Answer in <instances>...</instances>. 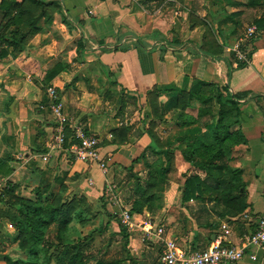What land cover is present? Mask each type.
<instances>
[{
	"label": "crops",
	"instance_id": "0c3cea01",
	"mask_svg": "<svg viewBox=\"0 0 264 264\" xmlns=\"http://www.w3.org/2000/svg\"><path fill=\"white\" fill-rule=\"evenodd\" d=\"M17 1L30 4L29 0ZM42 1L54 3L51 8L58 9L59 14H55L62 17L59 21L62 34L72 37L71 42L75 40L78 46L68 55V51L64 53L65 38L48 39V20L43 18L42 30L29 37L25 49L9 48L8 55L0 58V192L9 184H17L25 191L49 184L50 193L65 191L69 202H90L101 197L105 205L113 206L105 191L110 184L114 185L117 204L114 206L130 210L137 223L152 219L164 227L161 239L155 236L145 239L138 225L132 230L122 225L137 264H162L160 256L165 240L175 241L182 249L207 247L220 236L226 243L240 244L255 229L256 219L264 210V28L258 27L260 34L254 42L250 64L233 63L227 48L249 23L245 17L262 16L264 7H248L249 0H204L215 19L226 15V23L234 27L239 24L229 36L242 27L235 40L216 33L218 45L224 49L217 53L202 47L198 43L200 38L178 40L168 36L157 25L158 20L148 21L141 7L150 0ZM238 11L246 13L244 19L229 16ZM37 39L43 42L38 43ZM76 50L91 65L94 81L88 88L83 83L86 78L82 68L69 66ZM58 63L60 71L48 80L47 74ZM199 80L227 86L239 98L241 116L237 128L247 139V145L237 149L234 160L242 169L246 190L247 205L241 212L213 200L182 201L184 176L194 173L196 168L184 159L185 144L180 138L191 131L205 132L213 127L215 119L205 124L201 118L196 124L180 126L179 114L174 116L175 120L167 115V119L151 118L153 133L162 144L159 147L147 122L141 124L136 120L139 110L134 111V117L126 118L128 105L122 102L115 111L110 109L99 90V82L110 81L119 96L132 97L133 101L136 98L137 103V99L146 101L150 92L157 91L158 108L164 114L176 106L181 92L190 91ZM48 84L59 91L65 114L100 138L105 169L75 159L66 147L51 148L55 123L48 110V94L43 92ZM193 110L187 108L186 112L196 116ZM169 152L173 156L170 171ZM158 167L165 173L174 171L181 180L169 178V174L166 179L155 178ZM148 178H154L151 183L156 187L149 199L143 196V190L150 184L145 183ZM258 256L257 261L245 257L238 263L223 264H264V253L259 251Z\"/></svg>",
	"mask_w": 264,
	"mask_h": 264
},
{
	"label": "trees",
	"instance_id": "16d2710c",
	"mask_svg": "<svg viewBox=\"0 0 264 264\" xmlns=\"http://www.w3.org/2000/svg\"><path fill=\"white\" fill-rule=\"evenodd\" d=\"M29 2L30 4L26 5L23 1H2L0 5L2 11L0 58L8 55L9 48H13L15 51L25 49L29 37L42 30L41 19H50V8L54 3L42 0H29ZM55 5L57 4L55 3ZM247 6L251 8L264 7V0H249ZM36 8H39V11L34 13ZM245 14L244 11H238L229 16L243 17ZM245 19L249 23H255L261 29L264 28V14L258 18L245 17ZM64 22L68 23L65 18ZM237 26L239 24L235 23L233 32L236 31ZM223 50V47H218L217 53H221ZM60 67L61 63L56 64L47 74V79H53L60 71ZM149 94L151 95L153 92ZM157 96L158 92L154 91L152 98L157 100ZM183 97L185 98L182 100ZM192 100L199 102L196 116L186 112L187 108H196L191 103ZM180 102L183 103L178 115L180 126L196 124L201 118H206L205 124L209 123L210 119H215L213 127L205 132L197 134L191 131L193 133L180 138L185 144L183 147L184 159L203 172L202 174L193 173L184 176L185 182L181 191L182 201L213 200L234 212L243 211L247 202L242 169L232 168L229 164L236 159L237 149L247 145V139L242 130L240 127L237 128L241 116L238 96L220 83L199 80L190 91L181 92L177 98V104ZM159 118L162 119L161 116ZM150 135L156 146L162 147L157 136L151 131ZM172 157L169 152L168 168L171 167ZM158 172H160V167L156 170V173ZM153 185V182H150L148 188ZM19 191V185L9 184L0 192V220L9 218L16 226L15 240L19 249L13 256H5L7 264H51L53 260L56 261L55 264H123L129 259L128 257L131 258L129 248L124 259H93L86 254V246L89 244L82 238H72L73 228L69 226V212L73 206L67 207L65 191L57 194L50 193L49 184L36 187L33 191L34 197L19 196L16 194ZM143 196H146L147 199L150 198L147 190H143ZM67 204L75 206L71 202ZM78 219L83 220L81 214H78ZM52 226L58 230L54 238L48 237ZM122 230L124 237L128 239L126 229ZM54 245L62 247L60 252L55 255L51 254Z\"/></svg>",
	"mask_w": 264,
	"mask_h": 264
},
{
	"label": "rangeland",
	"instance_id": "374dc122",
	"mask_svg": "<svg viewBox=\"0 0 264 264\" xmlns=\"http://www.w3.org/2000/svg\"><path fill=\"white\" fill-rule=\"evenodd\" d=\"M141 9L146 12V15H148V21L149 19L152 20V22L158 20L157 25H160L159 27L161 29H164L167 32L168 36L172 38H177L178 40L180 39L195 40L200 38V41H198V43L199 44L201 43L202 47L208 48L213 51H218V47H220V45H218V41L216 38L217 36L216 33L218 31L219 33L222 34L223 37H226L227 39L233 37L232 38L233 40H235V38L242 31V27H239L237 34H235L234 36H229L230 31H232L234 28V25H231L230 23H226V21H224L225 19L224 16L226 15L216 17L218 19H215V16H211L208 12V8L205 7L204 0H150L147 1L145 4H143ZM214 9H218V7L215 6ZM34 10H35L34 13H36L39 11V8H36ZM50 10H51L50 20L46 22L47 34H49L47 35L48 36L47 38L48 39L53 38L54 40H60L65 38L66 42L63 43L62 48L64 50L63 51L64 53L68 51L67 52L68 55L69 52L77 49L78 43L75 40L71 42L72 37L62 34L63 33L61 29L62 27L60 26V22H59L62 19V17H60L59 15L56 16V14H59L56 13L58 12V9L50 8ZM54 20L56 21L54 22ZM40 24H43L42 20L40 21ZM39 37L40 36L36 38ZM37 40H38L37 42L39 43L41 42L42 39H37ZM81 58L82 57L80 55V51L76 50V54L75 53L73 54V57L69 62V66L72 65V67L71 66L70 67L76 69L82 68L81 73L86 78L84 79L83 83L85 87L88 88L90 84L94 81V78H92L91 72L89 70L90 68L89 66L91 65H89V63L87 64V62H84ZM99 81H101V78L99 79ZM99 83H100V88H99L100 96H102L104 100L108 102L106 106H108L110 109H113L115 111L118 108V105H120L122 102H125L128 105L126 118H129L132 115L134 117V115H136L133 114L134 111L139 110V115L136 116L137 118L136 120H139V123L141 124H145V122H147V124L151 128L149 129L151 132H154V130L152 129L153 124L150 121L151 118L156 119V117L159 116H161L162 118H166L165 115H167L168 116L167 118H171L172 120H175L174 116L178 115L181 112L180 106L183 105L182 102L176 104V106L171 111L166 112L165 110L164 114H160V110L158 108V101L156 100V98L155 99L152 98L154 92L151 95L150 94L147 95L146 101H141L140 98L137 99L138 100L137 103L136 98L135 101H133L134 98L132 97L127 99L126 96H121V95L119 96V93L117 94L115 92L114 86L110 81L103 83L99 82ZM49 85L50 84L46 85L44 89L42 88L43 92L46 93V96H47V87ZM184 98L185 97H183L182 100ZM191 103L196 106L195 110L192 111L193 113L196 114L197 109L199 107V102L192 100ZM148 104L149 106L145 107V105ZM48 110L52 118L51 111L50 109ZM147 112L150 113L149 117L146 115L148 114ZM146 117H148L147 118L148 121L145 120ZM204 119L205 120L203 121V123H205L206 121V118ZM196 129L198 131L202 130L201 127H197ZM53 134H54V127L52 130L51 138H53ZM229 164L232 168H239L238 163H236V161H231L229 162ZM164 166H165V160L161 168L163 169ZM169 171L166 173L160 171L157 174H155V178H161L162 176H164L163 178L166 179L168 178ZM196 172H201V171H199L196 168L194 169V173ZM169 178H172L174 180H181L178 177V174H176L172 170L169 174ZM151 180L152 179L148 178L147 181H145V183L151 182ZM155 188H156L155 186L153 187L151 186L147 188V194H152V192H155L154 191ZM16 194L25 197L35 196L33 191L30 190L25 191L22 189H20V191ZM66 201L67 203H69V199H66ZM67 203H66L67 207L73 206L72 210L69 212V217H70L69 226L73 228L72 238L73 239L82 238L84 242L89 244V246H86L87 247L86 254L90 258L93 259L101 258V259H109V260L115 258H121V259L126 258L128 254V246H127L128 243L126 245L127 238L124 237V234L122 232L123 226L118 216L120 212L118 206L105 205L107 203H105L103 199H101V197L95 199V201H90V202H87L86 200L85 201L83 200L81 202L80 201L71 202L74 203L75 206L69 205ZM12 211H14V209H12ZM78 214H81L83 220L78 219ZM57 232H58L57 228L52 226L50 232L48 233V237L50 236L54 238ZM16 235H17L16 226L9 218H4L0 220V264H7L5 256L7 255L13 256L15 253L19 251L17 242L15 240ZM92 237L94 238L91 240ZM61 249H62L61 246L54 245L51 249V254L55 255L58 252H60ZM130 254H131V258L128 257L129 259H127L123 264H137V262H135L137 260L136 257L132 255L131 252ZM55 263L56 261L53 260L51 264H55Z\"/></svg>",
	"mask_w": 264,
	"mask_h": 264
},
{
	"label": "built area",
	"instance_id": "2783aa9c",
	"mask_svg": "<svg viewBox=\"0 0 264 264\" xmlns=\"http://www.w3.org/2000/svg\"><path fill=\"white\" fill-rule=\"evenodd\" d=\"M260 34V29L254 23L245 25L242 35L227 48L233 63L250 64L253 45ZM49 97V109L55 123L51 148L62 149L67 144L66 149L74 156L86 164H96L99 168L105 169L107 163L102 155L100 138L89 131L80 121H75L64 112L63 100L59 91L54 86L47 88ZM44 156V159H47ZM115 186L109 185L105 191L109 204H116ZM122 225L128 230H132L138 225L143 232L145 239L154 236L158 239L164 234V227L155 224L152 219H146L137 223L133 214L128 209H121L118 214ZM162 254L160 256L162 264H223L238 263L245 257L257 261L258 252L264 253V210L259 214L255 222V229L244 236L240 244H230L224 242L222 236L211 242L204 248L182 249L175 241L165 240Z\"/></svg>",
	"mask_w": 264,
	"mask_h": 264
}]
</instances>
